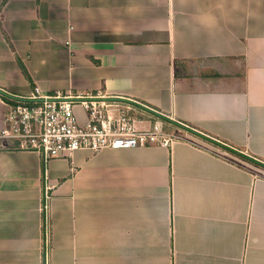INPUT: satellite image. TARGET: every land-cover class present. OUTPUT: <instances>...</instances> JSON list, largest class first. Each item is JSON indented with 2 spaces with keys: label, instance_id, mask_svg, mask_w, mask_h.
<instances>
[{
  "label": "crops",
  "instance_id": "crops-1",
  "mask_svg": "<svg viewBox=\"0 0 264 264\" xmlns=\"http://www.w3.org/2000/svg\"><path fill=\"white\" fill-rule=\"evenodd\" d=\"M34 87L127 98L238 154L167 120L182 139L44 169L1 138L0 264H264V0H0V89Z\"/></svg>",
  "mask_w": 264,
  "mask_h": 264
},
{
  "label": "built area",
  "instance_id": "built-area-1",
  "mask_svg": "<svg viewBox=\"0 0 264 264\" xmlns=\"http://www.w3.org/2000/svg\"><path fill=\"white\" fill-rule=\"evenodd\" d=\"M11 97L14 102L7 103L0 139H12L18 143L17 148L36 151L44 161L51 157H68L77 149L96 152L106 148L169 145L182 139L179 135H169L164 129V119L147 110L153 108L138 102L153 118L147 120V127L139 125L146 120L136 118L135 104L108 100L109 96L101 93L60 90L46 93L34 87L25 97ZM77 109L82 112V119ZM47 188L43 203L45 247ZM44 264H48L46 253Z\"/></svg>",
  "mask_w": 264,
  "mask_h": 264
},
{
  "label": "water",
  "instance_id": "water-1",
  "mask_svg": "<svg viewBox=\"0 0 264 264\" xmlns=\"http://www.w3.org/2000/svg\"><path fill=\"white\" fill-rule=\"evenodd\" d=\"M0 93L5 94V92H4L3 90H1V89H0ZM10 96H11V95H10ZM106 99H108V100H112V101L128 102V103H132V104H135V105H139V104H137L136 102H134V101H132V100H129V99H127V98L108 97V98H106ZM139 106H141V105H139ZM147 110H148L149 112L153 113V114H154L155 116H157L158 118H161V119H164V120H168L169 122H171V123H173V124H175V125H177V126H180V127L184 128V129L188 130L189 132L193 133V134L196 135V136H199V137L202 138V139H205V140H207V141H209V142H211V143H213V144H216V145H218V146H220V147H222V148L228 149V150H230V151H232V152L238 154V151H236V150H234V149L228 147L227 145H225V144H223V143H221V142L215 140L214 138H211V137H209V136H207V135H205V134H202V133H200V132H197L196 130H193V129L189 128L188 126H185V125H183V124H180L179 122L173 121L172 119L167 118L166 116H164L163 114H161V113H159V112H157V111L150 110V109H147ZM243 156H244V155H243ZM244 157H245V156H244ZM247 158H248V157H247ZM248 159L251 160V161H253V162L256 163L257 165H259V166H261V167H264V163H263V162L258 161V160H255V159H252V158H248Z\"/></svg>",
  "mask_w": 264,
  "mask_h": 264
},
{
  "label": "trees",
  "instance_id": "trees-1",
  "mask_svg": "<svg viewBox=\"0 0 264 264\" xmlns=\"http://www.w3.org/2000/svg\"><path fill=\"white\" fill-rule=\"evenodd\" d=\"M18 63L20 65V68L22 69L24 76L26 77V79L31 83V78L29 77L26 69L24 68V66L22 65V63L20 62V60L18 59ZM5 92V91H4ZM11 94L5 92V94L0 93L1 99H3L5 102L7 103H13L14 100L12 99V97L10 96ZM45 167V161L42 159V169H44Z\"/></svg>",
  "mask_w": 264,
  "mask_h": 264
},
{
  "label": "rangeland",
  "instance_id": "rangeland-1",
  "mask_svg": "<svg viewBox=\"0 0 264 264\" xmlns=\"http://www.w3.org/2000/svg\"><path fill=\"white\" fill-rule=\"evenodd\" d=\"M77 112L79 113L80 119H82V112L77 109Z\"/></svg>",
  "mask_w": 264,
  "mask_h": 264
}]
</instances>
